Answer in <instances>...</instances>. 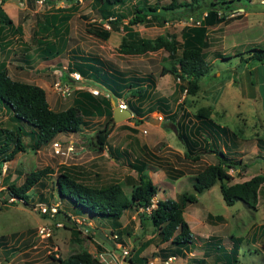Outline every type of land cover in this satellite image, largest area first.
Masks as SVG:
<instances>
[{"label":"rangeland","instance_id":"obj_1","mask_svg":"<svg viewBox=\"0 0 264 264\" xmlns=\"http://www.w3.org/2000/svg\"><path fill=\"white\" fill-rule=\"evenodd\" d=\"M208 1L199 0L198 3L203 5ZM235 2L233 10L228 12L230 19L227 22L207 27L208 46L205 51L210 62L209 70L208 74L200 76L198 89L193 94L172 92L176 80L174 76L170 73L159 75L161 63H167L162 58L166 55L164 49L133 55L121 53L117 50L123 35L120 26L109 28L105 39L85 31L90 25L108 26L100 20L93 0H0L1 10L9 16L13 26L19 25L20 30L8 28L0 38L1 43L6 42L0 48V59L6 62L7 72L12 78L43 87L48 104L53 109L66 107L71 102L72 93L69 96L60 95L54 83L60 81L58 78L64 67L70 66L78 57L98 58L104 69L120 71L124 75L153 74V90L158 95L168 96L172 107L175 106L174 99L181 100L187 112L209 105L210 116L215 122L233 130L240 128V142L234 158H240L244 166L241 169L232 166L228 171L232 175L230 182L243 181L253 174H264V159L257 157L258 154L264 155V141L259 139L264 137V64L255 63L250 71L245 65L239 71L237 64L240 58L235 52L251 44L264 46V0ZM66 6H69L71 16L62 28V34L54 36L51 33L48 36L56 39L60 51L49 60H40L36 56L35 38L41 36L42 31L36 30V22L42 19L43 14L59 13V9ZM192 18L166 21L161 26L136 23L132 29L148 37L173 33L180 41L179 29ZM212 50L229 55L211 57ZM179 51L177 49V54ZM23 53L30 58L28 62L23 61ZM83 85L96 88V94L105 93L103 87L90 78L71 79L67 83L75 89ZM146 105L147 100L143 102V107ZM131 117L109 122L112 128L106 142L110 151L120 154L118 159L107 148L98 151L88 141L94 139L96 129L103 126L105 119L102 116L88 117L86 124L76 133L58 132L47 144L35 149L31 148L32 142L27 136L22 137L25 149L16 152L12 159L0 166V264H47L50 254L63 257L81 248L97 255L103 264H129L128 257L136 258L135 252L140 248L138 255L147 256L145 264H193L192 258L198 264H227L229 259L235 264H264V234L258 227L264 222V181L258 189L259 198L254 208L247 207L239 199L230 205L225 204L218 182L198 193L197 200L188 202L182 211L193 235L187 247L190 251L163 262L151 252L157 251L166 242L159 240L149 219L142 217L140 221L141 212L149 208L123 211L119 218V227L123 230L119 236L120 243L117 241L118 233L108 225L107 220H90L84 217L83 212L71 215L72 221L67 220L66 225H61L56 218L61 213L55 212L56 204H61L53 195L54 190L48 189V186L38 190L44 192L49 205H55L54 211L40 212L37 203L44 201L34 194L31 204L20 203L13 197L6 199L4 187L7 183L19 185L29 170L42 166L52 170L51 177L63 166L83 182L95 185L116 182L129 194L137 178L130 164L137 158L146 162L145 169L157 188L151 199L152 206L157 199L176 198L181 191L192 192L191 176L202 165L213 162V156L204 152L198 160L187 161L182 155L181 143L170 129L173 124L157 110L147 112L138 121L135 114L132 113ZM12 124L11 114L0 107V126L11 127ZM52 139L60 142L57 152L51 147ZM178 172L181 174L176 176ZM47 193H50L49 196ZM71 228L76 231L75 235ZM230 234L241 237L235 256L223 253L232 244ZM123 249L127 253L122 256Z\"/></svg>","mask_w":264,"mask_h":264},{"label":"trees","instance_id":"obj_2","mask_svg":"<svg viewBox=\"0 0 264 264\" xmlns=\"http://www.w3.org/2000/svg\"><path fill=\"white\" fill-rule=\"evenodd\" d=\"M198 1L167 0L149 3L145 0H93L100 20L106 22L108 26L90 25L85 28V31L105 39L109 35V28L120 26L123 35L117 45V50L121 53L133 55L164 49L166 55L162 58L167 60V63H161L159 75L170 73L174 76L176 80L172 92L184 91L186 94H193L198 89V79L208 74L209 70L210 62L205 51V47L208 46L207 27L227 22L230 19L228 12L233 10V4L238 0H209L203 5H200ZM69 6L60 8L59 13L43 14L42 19L37 20L36 30L42 31V35L35 38L38 58L49 60L59 53L60 46L56 39L48 36L51 33L54 36L62 34V28L71 16ZM189 16L193 17L192 21L179 29L180 41L173 33H160L148 37L139 35L132 29L133 24L136 23L161 26L166 21ZM12 26V20L0 8V38L5 35L8 28L20 31L19 25ZM5 44L6 42L1 43L0 41V48L2 49ZM177 49H180L179 54H177ZM235 54L240 58L237 64L239 71L245 65L250 71L253 64H264V46L259 43L246 46L244 50H236ZM227 55L229 54L221 51L212 50L210 52L211 57ZM22 59L28 62L30 58L23 53ZM100 62L101 60L94 57H78L67 67V71L75 70L84 78L92 79L103 87L104 92H108V96H104L103 92L93 94L84 88H73L70 104L63 108L53 109L47 102L43 87L12 78L7 72L6 62L0 59V107L9 112L13 118L11 127L0 126V166L3 162L12 159L16 152H22L25 149L23 136L31 140V148L35 149L44 143L47 144L58 132L76 133L82 125L86 124V119L92 116H102L105 122L94 132V139L88 141L98 151L105 148L109 150L106 139L112 128L109 125L112 118L110 97H123L131 113L136 115L137 121L151 110L164 114V117L173 124L170 129L174 131L181 143L182 155L187 161L198 160L204 152L211 154L214 161L202 165L191 176L192 192L181 191L176 198L157 199L154 206H152L151 199L157 188L145 169L146 162L138 158L130 164L131 168L135 169L137 178L131 185L129 194H126L116 182L105 185L83 182L63 166L54 177H51L52 170L42 166L29 170L19 185L13 182L7 183L4 187L6 199L13 197L20 203L31 204L30 200L34 194L40 201L49 205L44 192L38 190L39 187L48 186V189L54 190L53 195L61 204L60 206L56 204L55 211L61 213L56 217L61 225H66L65 222L71 220V215L77 216L79 215L77 212H83L84 217L90 220L97 218L107 220L108 225L118 233L119 240L117 241L120 243L122 241L119 236L123 230L119 227V218L123 211L149 208L148 211L141 212L140 221L142 222V217L149 219L159 240L166 242L157 251L151 252L152 256L159 258L161 262L169 256H184L185 252L190 251L187 247L189 243L191 244L193 235L183 218V207L188 202L196 201L198 193L216 182H218L225 204L230 205L235 199H239L247 207L256 206L259 198L258 189L264 181L263 173L253 174L243 181L230 182L232 175L228 168L233 166L235 169H241L244 166L240 158H234L236 147L240 142V128L233 130L224 124L215 122L210 116L209 105H201L193 112H187L183 107V102L174 99L176 102L172 107L168 96L158 95L153 90L155 78L151 73L124 75L120 71L104 69ZM60 78L64 83L72 79L64 71ZM127 94L132 98L131 100ZM145 100H147V105L144 108ZM259 139L264 141V137H259ZM262 147L264 148V142ZM110 152L115 159H118L120 155L118 152L113 150ZM257 157L264 159V155L259 156L258 154ZM180 174L181 172H178L176 176ZM47 180H49L48 184ZM258 227L264 234V222L259 223ZM71 232L73 235L76 234L72 228ZM125 234L129 235L127 231ZM0 237L2 238L1 235ZM229 238L232 244L223 253L235 256L241 237L230 234ZM252 238L254 239L253 236ZM140 250L141 248L136 250V258L128 257L129 264L146 263L147 256L138 255ZM195 260L192 258L193 263L198 264L194 262ZM226 262L235 264L234 261L230 262V259ZM47 264H103V262L97 255L81 248L63 257L50 254Z\"/></svg>","mask_w":264,"mask_h":264},{"label":"built area","instance_id":"obj_3","mask_svg":"<svg viewBox=\"0 0 264 264\" xmlns=\"http://www.w3.org/2000/svg\"><path fill=\"white\" fill-rule=\"evenodd\" d=\"M64 69H65V72L68 73L67 75H69L70 78H72V80L77 81V80H82V79H83L82 75H81L78 71H77V72H76L75 70L67 71V70H66V66L64 67ZM58 79H59L60 81H57L56 83H54V86L57 87V91H58V92L60 93V95H62V96H69V95L71 94V92H72L73 86H67V84L64 83V82L61 80V78H58ZM61 81H62V82H61ZM80 88L87 89V90H89L90 92H92L93 94H96V93L98 92V90H97L96 88H92L91 86H88V85L80 86ZM103 95H104V96H108V92L105 91V93H103ZM115 104H117V105L120 106V107H126V101H125V99L122 98V97L117 98L116 101H115ZM50 142H51V147H52V149H53L55 152H57V151L59 150L60 146H61V145H60V142H58L56 139H52ZM10 198H12V197H10ZM37 206H38V209H40V212H44V211L46 212V211H48L49 209L52 210V211L55 210V205H49V206H47V205H45V203H43V202H39V203H37ZM50 214H52L51 211H50ZM121 252H122V256H123L125 253H127V252H126V249L121 250ZM168 258H170V257H168Z\"/></svg>","mask_w":264,"mask_h":264},{"label":"water","instance_id":"obj_4","mask_svg":"<svg viewBox=\"0 0 264 264\" xmlns=\"http://www.w3.org/2000/svg\"><path fill=\"white\" fill-rule=\"evenodd\" d=\"M110 104H111V114H112V118H111V122L120 120L122 118L125 117H131V110L128 107H120L118 105L115 104L114 99L111 98L110 99Z\"/></svg>","mask_w":264,"mask_h":264},{"label":"clouds","instance_id":"obj_5","mask_svg":"<svg viewBox=\"0 0 264 264\" xmlns=\"http://www.w3.org/2000/svg\"><path fill=\"white\" fill-rule=\"evenodd\" d=\"M66 70H67V67H66ZM64 72H65V70H64ZM61 74H62V72H61ZM60 74V75H61ZM59 78H60V76H59ZM67 84V83H66ZM72 93V92H71ZM118 98H120V97H118ZM123 98V97H122ZM110 99H111V97H110ZM114 99V98H113ZM117 99V98H116ZM116 99H114V102L116 101ZM117 105V104H116ZM126 107H127V105H126ZM132 114V113H131ZM10 198V197H9ZM44 203V202H43ZM46 205V204H45ZM47 206H49V205H47ZM169 257H174V256H169ZM193 264H195V263H193Z\"/></svg>","mask_w":264,"mask_h":264},{"label":"crops","instance_id":"obj_6","mask_svg":"<svg viewBox=\"0 0 264 264\" xmlns=\"http://www.w3.org/2000/svg\"><path fill=\"white\" fill-rule=\"evenodd\" d=\"M40 60H46V59H40ZM48 102V101H47Z\"/></svg>","mask_w":264,"mask_h":264}]
</instances>
